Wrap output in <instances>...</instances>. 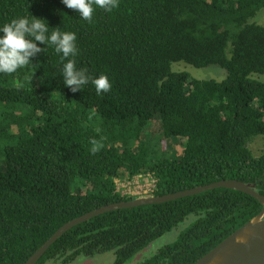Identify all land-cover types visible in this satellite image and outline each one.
Returning a JSON list of instances; mask_svg holds the SVG:
<instances>
[{
    "label": "trees",
    "instance_id": "obj_1",
    "mask_svg": "<svg viewBox=\"0 0 264 264\" xmlns=\"http://www.w3.org/2000/svg\"><path fill=\"white\" fill-rule=\"evenodd\" d=\"M118 2L89 23L62 0H0V26L34 16L49 33L75 32L76 67L112 84L101 95L91 84L73 93L60 54L40 42L45 52L28 67L0 74V264H24L70 220L135 199L118 190L124 175H152L147 196L227 179L264 195V154L250 147L264 137V81L256 77L264 74V24L252 21L264 0ZM178 62L216 65L226 77L199 79L175 70ZM101 136L104 147L92 155L89 141ZM171 138L179 153L163 147ZM262 209L245 192L215 188L111 210L66 231L37 264L109 253L113 264H128L190 215L195 221L174 242L138 264H195Z\"/></svg>",
    "mask_w": 264,
    "mask_h": 264
},
{
    "label": "clouds",
    "instance_id": "obj_2",
    "mask_svg": "<svg viewBox=\"0 0 264 264\" xmlns=\"http://www.w3.org/2000/svg\"><path fill=\"white\" fill-rule=\"evenodd\" d=\"M69 9L79 14V17L89 23L93 22L96 9L111 12L119 7L118 0H62ZM0 74L12 75L21 68H26L32 63L31 58L38 53L45 52L37 42L54 48L55 53L60 54L62 62V78L64 84L73 92L82 90L91 84L97 95L111 91L112 84L107 75L100 74L92 77L87 69H78L74 57L77 56V35L71 31H60L54 28L49 33V26L45 20L34 17L13 18L10 22L0 26ZM34 74V73H33ZM32 74V77H33ZM22 85H17L19 89ZM95 111L89 113L88 119L92 120ZM97 133L100 128L95 129ZM104 137L99 140L91 138L89 151L92 155L97 154L104 147Z\"/></svg>",
    "mask_w": 264,
    "mask_h": 264
},
{
    "label": "water",
    "instance_id": "obj_3",
    "mask_svg": "<svg viewBox=\"0 0 264 264\" xmlns=\"http://www.w3.org/2000/svg\"><path fill=\"white\" fill-rule=\"evenodd\" d=\"M215 188H231L245 192L256 198L263 205V209L257 216L246 222L202 256L195 264H264V195L255 190L252 185L236 179L220 180L163 196H138L133 200L111 203L92 210L61 226L24 264H37L48 248L62 234L104 212L145 204L163 203Z\"/></svg>",
    "mask_w": 264,
    "mask_h": 264
},
{
    "label": "rangeland",
    "instance_id": "obj_4",
    "mask_svg": "<svg viewBox=\"0 0 264 264\" xmlns=\"http://www.w3.org/2000/svg\"><path fill=\"white\" fill-rule=\"evenodd\" d=\"M259 24H264V8L261 9L257 16L252 20ZM175 70H185L191 73L192 76L199 78V79H216V80H223L226 77V71L219 66L216 65H210L207 67L197 68L191 65L186 64L185 62H178L174 66ZM255 77V75H254ZM256 77L260 80L264 81V74H256ZM153 130H157V127H153ZM154 136V135H152ZM157 138H159V135H155ZM175 138H171L168 140H163L162 144L164 148H167L173 153H179L181 151V143H179L177 140H174ZM250 147L253 150L255 155H262L264 154V137L258 136L255 138L251 143ZM122 179L119 180L118 186L119 190L122 194L125 195H136V197L141 196L138 194L137 190H140L139 188H135L134 186L137 185L135 183L134 177L128 179L126 175L121 177ZM153 176L149 174V176H146V178L142 179V181H145V183H150ZM131 182V184H129ZM141 184L147 186L145 183ZM146 190L147 188L144 187ZM143 189H141L142 191ZM195 221V216L190 215L183 223H181L178 228H175L171 232L166 233L162 237L155 240L147 249L140 252L131 262L128 264H138L142 260L151 257L154 255L160 248L164 247L167 244H170L174 242L180 233L187 228L191 223ZM101 257V256H100ZM86 259L85 257L80 258L81 261H75L71 264H113L115 257L114 254L109 253L105 256L102 255L101 258L97 259L95 262L90 261L89 263H86V261L83 262V260Z\"/></svg>",
    "mask_w": 264,
    "mask_h": 264
},
{
    "label": "built area",
    "instance_id": "obj_5",
    "mask_svg": "<svg viewBox=\"0 0 264 264\" xmlns=\"http://www.w3.org/2000/svg\"><path fill=\"white\" fill-rule=\"evenodd\" d=\"M139 181V180H138ZM135 180V183H137V185H135L134 187L135 188H139L140 190H137L138 191V194H140L141 196L143 195H149V194H152L155 189H156V179L152 178L151 182L149 185L145 186L143 184H141L140 182H138ZM119 182V181H118ZM129 184H131V182H129ZM119 187V186H118ZM144 187H146L147 189L145 190ZM141 189H143L141 191ZM119 190V188H118ZM120 191V190H119ZM125 195V194H124ZM136 196V195H134Z\"/></svg>",
    "mask_w": 264,
    "mask_h": 264
},
{
    "label": "crops",
    "instance_id": "obj_6",
    "mask_svg": "<svg viewBox=\"0 0 264 264\" xmlns=\"http://www.w3.org/2000/svg\"><path fill=\"white\" fill-rule=\"evenodd\" d=\"M146 176H149V174H146V175H138V176H135L134 177V180L138 181V182H142V183H145V181H142V179L146 178ZM146 185H149L150 183H145ZM119 188V187H118Z\"/></svg>",
    "mask_w": 264,
    "mask_h": 264
},
{
    "label": "flooded vegetation",
    "instance_id": "obj_7",
    "mask_svg": "<svg viewBox=\"0 0 264 264\" xmlns=\"http://www.w3.org/2000/svg\"><path fill=\"white\" fill-rule=\"evenodd\" d=\"M98 259H99V258H98ZM96 260H97V259H96ZM96 260H89V259H86V260H85V259H84L83 262L86 261V263H89L90 261H94V262H95ZM78 261H81V260H78Z\"/></svg>",
    "mask_w": 264,
    "mask_h": 264
}]
</instances>
